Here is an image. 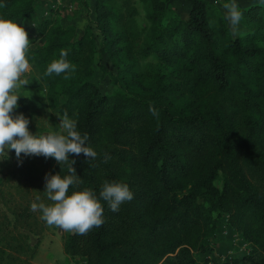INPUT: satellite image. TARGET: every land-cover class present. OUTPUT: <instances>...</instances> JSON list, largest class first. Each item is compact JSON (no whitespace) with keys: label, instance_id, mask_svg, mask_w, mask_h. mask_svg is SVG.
I'll return each instance as SVG.
<instances>
[{"label":"trees","instance_id":"trees-1","mask_svg":"<svg viewBox=\"0 0 264 264\" xmlns=\"http://www.w3.org/2000/svg\"><path fill=\"white\" fill-rule=\"evenodd\" d=\"M142 1L155 23L144 39L143 54H156L169 65V49H176L184 67L193 73L192 87L211 84L216 99L204 112L179 108L169 92L185 86L170 87L163 81H153L154 87L148 90L103 94L86 80L97 52L89 27L76 42L72 34L57 28L46 45L29 50L30 63H36L49 85L50 107L58 108L60 115L66 111L74 116L81 134H88V145L98 153L95 158L70 154L82 182L70 185L69 193L92 188L98 195L105 181L114 180L126 182L134 193L115 212L102 200L104 222L85 234L69 230L64 252L88 264H197L184 240L203 222L211 221L210 213L217 212L228 215L229 225L251 245L247 254L231 257L228 264H264V82L261 87L253 82L254 76L264 79V47H246L226 29L219 36L212 27V5L207 0H182L190 5L187 19L167 27L157 24L167 11V0ZM115 3L95 0L94 6L97 26L109 49H114L115 25L125 18ZM245 11L264 21L263 5ZM34 12L35 0H5L0 8V16L23 27ZM128 12L137 14L133 7ZM44 24L47 28L49 22ZM62 48L76 65L62 84L65 104L59 103L55 89L65 78L43 75ZM82 65L88 74L80 70ZM125 74L120 71L119 78L125 80ZM238 103L244 110L259 107L261 114L240 115L241 108H235ZM150 106L157 115L149 111ZM19 107L29 112L31 100L21 98ZM193 162L199 163L198 171L192 168ZM57 172L70 174L60 164ZM221 175L219 187L216 180ZM145 209L153 211L152 218ZM16 215L25 221L31 218L27 212Z\"/></svg>","mask_w":264,"mask_h":264},{"label":"rangeland","instance_id":"rangeland-1","mask_svg":"<svg viewBox=\"0 0 264 264\" xmlns=\"http://www.w3.org/2000/svg\"><path fill=\"white\" fill-rule=\"evenodd\" d=\"M211 6V23L214 31L220 35L226 29L234 38H240L244 46L264 47V21L255 15H249L245 10L262 5L258 0H238L243 12L242 19L236 31L225 19L223 3L225 0H207ZM95 0H35V12L25 25L29 39L32 41L29 50H36L49 42L55 29L59 28L72 34L73 41L81 38L86 28H90L96 40L97 52L91 64L89 80L100 89L103 94L136 92L139 88L150 89L153 81H163L172 87L184 85V90L169 92V97L179 108L185 110H200L204 112L210 101L216 99L215 87L202 83L193 88L191 85L193 73L184 67L182 58L176 49H169L171 59L166 64L156 54L144 55V39L151 33L155 24L149 18L146 5L142 0H116L115 6L124 13L125 18L115 25L113 36L114 49L104 44L103 34L96 23ZM264 6V5H263ZM135 8L136 15H130L129 8ZM167 11L164 18L157 24L167 27L172 21L187 19L190 5L182 0H167ZM245 11V12H244ZM132 16V17H130ZM49 22L45 28V22ZM138 33L134 34V33ZM169 45L168 47H171ZM232 60V58H231ZM30 70L25 74L28 78L14 113L22 112L19 100L28 97L31 100L28 128L30 132L45 133L58 130L60 112L58 108L50 107L47 100L49 85L44 80L36 63H30ZM117 64L119 66H117ZM88 74V68L80 67ZM120 71L125 72V80L119 78ZM52 79H63V73L50 75ZM72 76V75H70ZM56 84L59 103L65 104L67 97L61 93L62 84ZM191 77V78H190ZM79 78L82 77V73ZM253 82L262 86L264 79L254 76ZM194 83V82H193ZM192 83V84H193ZM154 87V86H153ZM62 94V95H61ZM221 100H218V103ZM241 103L235 108H241L240 115L252 114L259 116L261 108L244 110ZM22 164H18L15 150H8V156L0 160V264H83L87 262L82 257H71L65 254L63 240L69 230L58 225H49L41 219L39 209L31 210L30 204L39 196L46 204L48 200L44 192L45 174L55 173L58 163L52 157L24 156ZM194 171H198V162L191 164ZM223 175L216 184L222 187ZM16 212L28 213L31 218L23 220ZM146 215L152 218L153 211L146 210ZM208 216V215H206ZM210 222L205 221L191 235L185 238L187 246L195 253L197 264H228L231 257H241L251 248L228 222L229 216L210 213Z\"/></svg>","mask_w":264,"mask_h":264},{"label":"clouds","instance_id":"clouds-1","mask_svg":"<svg viewBox=\"0 0 264 264\" xmlns=\"http://www.w3.org/2000/svg\"><path fill=\"white\" fill-rule=\"evenodd\" d=\"M264 5V0H258ZM5 0H0V8ZM225 19L236 31L243 12L238 0H225L223 3ZM32 41L22 24L0 16V160L7 158L8 150L14 149L18 164L23 163L24 156L52 157L62 165H66L70 174L60 175L46 173L44 190L51 204L43 202L39 196L30 204L33 211L39 209L41 219L49 225H58L65 230H75L85 234L94 226L104 222L102 200L107 202L112 211H119L124 201L133 199L134 193L126 182L105 181L99 194L92 188H83L69 193L70 185L82 182L73 167L75 159L70 154L83 153L85 157L95 158L98 153L88 145V134H81L78 121L66 111L58 116V130L45 133L30 132L29 118L22 112L14 113L18 108V99L22 94L28 78L25 75L31 67L29 49ZM68 50L60 49L58 58L51 60L43 75L63 73L69 78L76 70V65L66 57ZM149 111L157 115V109L150 106Z\"/></svg>","mask_w":264,"mask_h":264},{"label":"built area","instance_id":"built-area-1","mask_svg":"<svg viewBox=\"0 0 264 264\" xmlns=\"http://www.w3.org/2000/svg\"><path fill=\"white\" fill-rule=\"evenodd\" d=\"M83 264H88L87 262H84Z\"/></svg>","mask_w":264,"mask_h":264}]
</instances>
